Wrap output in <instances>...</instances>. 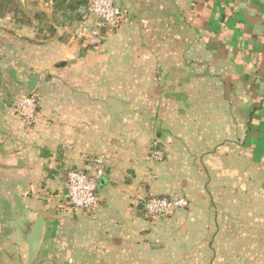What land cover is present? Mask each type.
I'll return each instance as SVG.
<instances>
[{"label":"crops","instance_id":"crops-1","mask_svg":"<svg viewBox=\"0 0 264 264\" xmlns=\"http://www.w3.org/2000/svg\"><path fill=\"white\" fill-rule=\"evenodd\" d=\"M114 2L128 16L86 46L65 34L55 0H0V264H26L38 213L33 264H179L189 247L210 257L217 188L235 182L246 212L229 231L245 233L229 246L261 254L233 253L229 264L264 263V235L245 237L254 215L264 233V0ZM33 74L39 106L28 125L13 99ZM100 154L98 206L70 207L68 171ZM150 194L186 196L188 209L149 217Z\"/></svg>","mask_w":264,"mask_h":264},{"label":"built area","instance_id":"built-area-1","mask_svg":"<svg viewBox=\"0 0 264 264\" xmlns=\"http://www.w3.org/2000/svg\"><path fill=\"white\" fill-rule=\"evenodd\" d=\"M128 16V11L114 0H89L83 7L80 18L65 23L62 29L72 39L80 40L86 46H98L104 34L118 28ZM39 96L33 92L16 95L13 107L17 116L28 125L37 121ZM151 158L157 162L165 159V151L157 139L152 140ZM106 155L94 156L84 169L73 168L66 176V202L75 209L92 210L99 204L98 186L105 175ZM189 206L186 196L166 197L150 194L144 200V210L149 217H167L177 210Z\"/></svg>","mask_w":264,"mask_h":264},{"label":"rangeland","instance_id":"rangeland-1","mask_svg":"<svg viewBox=\"0 0 264 264\" xmlns=\"http://www.w3.org/2000/svg\"><path fill=\"white\" fill-rule=\"evenodd\" d=\"M61 12V11H60ZM69 12V11H68ZM62 15L66 16L68 19L67 20H61L59 21V25H64L65 23H73L75 21H77L79 18H77L76 14H72V13H63L61 12ZM117 29V28H116ZM115 30V29H114ZM67 34V33H65ZM232 175V174H230ZM233 176V175H232ZM237 179V177H232ZM231 178V179H232ZM231 185H236L231 189H229V187H231ZM259 185L257 183H253L249 184L248 186H254V188L250 189L252 190H256L257 186ZM243 184L241 183H236L235 184H220L218 185V196H217V200H216V213H215V217L212 216V222L214 219H216V224H217V230L215 232V236L214 239L216 237L215 242H212V246L210 247L211 252H210V257L206 256V257H198L195 252H192V250H194V248L196 249L197 247H189L186 248V254L185 257H180V261L179 264H229V255L234 254H243L244 256H249L248 259L251 260H257V256L260 255L261 253L258 252L257 246H247V247H242V248H236L237 246H229V237H233V236H239L242 233V230H237V228H235L234 231H229V226H231V224H237V222L241 223V214L245 213L246 211H242V205H245V202L247 200H245V198H243V196L241 194H239L242 189ZM233 192L238 193V194H233ZM188 208L185 209H181V210H186ZM175 213V212H174ZM174 213L172 215H174ZM256 213V210H255ZM170 215V216H172ZM167 216V217H170ZM256 217L257 215L252 216V221L250 223L245 224V226L249 227V231L247 232V236L245 237H249L251 240V242H254V239H256L259 235L260 240H262V236L264 235V233L262 231H258V224L256 223ZM233 218H235L234 220H232ZM209 221V220H208ZM239 229H241V227H239ZM198 234V233H197ZM245 235V234H244ZM206 243H208V240L205 241ZM263 249V248H260ZM189 251V252H188ZM192 252V253H190ZM211 259V260H210ZM171 264V262H170ZM243 264H264L262 262H245Z\"/></svg>","mask_w":264,"mask_h":264},{"label":"water","instance_id":"water-1","mask_svg":"<svg viewBox=\"0 0 264 264\" xmlns=\"http://www.w3.org/2000/svg\"><path fill=\"white\" fill-rule=\"evenodd\" d=\"M40 80L39 74L28 76L26 82V90L28 94L33 93ZM45 228V216L43 213H38L29 222L28 230L25 233L24 242L26 244V264H33L37 255Z\"/></svg>","mask_w":264,"mask_h":264},{"label":"trees","instance_id":"trees-1","mask_svg":"<svg viewBox=\"0 0 264 264\" xmlns=\"http://www.w3.org/2000/svg\"><path fill=\"white\" fill-rule=\"evenodd\" d=\"M7 1V0H2ZM89 0H55V5L64 14L68 11L75 12L78 11L80 7H86ZM0 9H4V5L0 6ZM81 16V15H80ZM78 15L77 18H80ZM53 29V28H52Z\"/></svg>","mask_w":264,"mask_h":264}]
</instances>
